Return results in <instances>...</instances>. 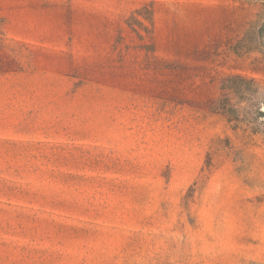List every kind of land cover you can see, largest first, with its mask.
I'll return each instance as SVG.
<instances>
[{"label": "rangeland", "instance_id": "374dc122", "mask_svg": "<svg viewBox=\"0 0 264 264\" xmlns=\"http://www.w3.org/2000/svg\"><path fill=\"white\" fill-rule=\"evenodd\" d=\"M0 264H264V0H0Z\"/></svg>", "mask_w": 264, "mask_h": 264}]
</instances>
